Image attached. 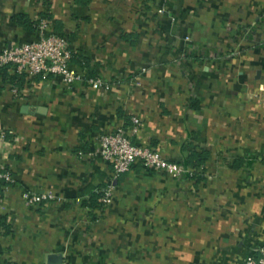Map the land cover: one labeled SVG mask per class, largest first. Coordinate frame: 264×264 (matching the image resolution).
Here are the masks:
<instances>
[{
  "label": "crops",
  "instance_id": "obj_1",
  "mask_svg": "<svg viewBox=\"0 0 264 264\" xmlns=\"http://www.w3.org/2000/svg\"><path fill=\"white\" fill-rule=\"evenodd\" d=\"M0 0V50L47 32L72 68L0 66V264H243L264 246V0ZM21 16H24L21 18ZM137 117L139 126L133 121ZM123 127L183 163L114 178L100 136ZM198 173L200 179L191 177ZM113 182L93 216L84 201ZM26 192L54 199L33 206Z\"/></svg>",
  "mask_w": 264,
  "mask_h": 264
},
{
  "label": "built area",
  "instance_id": "obj_2",
  "mask_svg": "<svg viewBox=\"0 0 264 264\" xmlns=\"http://www.w3.org/2000/svg\"><path fill=\"white\" fill-rule=\"evenodd\" d=\"M162 1L164 5L159 10L161 13L165 11L167 0ZM47 27V20H42L39 24L38 38L2 48L0 50V66H13L19 74L28 72L33 75H58L64 84L88 81L98 88L108 87L100 77H88L85 71L79 72L72 68L73 52L68 38L57 33L47 32ZM133 121L136 126L141 123L137 117H134ZM99 144L98 152L111 164L114 178L128 172L136 161H140L148 169L164 172L176 179L189 172V168L183 163L169 160L149 144L133 143L123 127L102 134ZM2 178L12 180L8 171L0 170V179ZM114 190L113 182L102 189L100 213L105 212L112 205ZM24 197L26 203L33 206L54 199L50 192H26ZM243 264H264V246L259 248V255L248 254Z\"/></svg>",
  "mask_w": 264,
  "mask_h": 264
},
{
  "label": "trees",
  "instance_id": "obj_3",
  "mask_svg": "<svg viewBox=\"0 0 264 264\" xmlns=\"http://www.w3.org/2000/svg\"><path fill=\"white\" fill-rule=\"evenodd\" d=\"M24 16H21V18H23ZM25 19V17H24ZM207 159V156L198 153H194L190 156H188L186 158V161L184 162L185 166H190L193 168H198L199 166H201L204 161ZM200 179L198 173H194L193 176L191 177L192 179L196 178ZM106 185H103L99 188V190L95 193H93L90 198H88L87 200L84 201V205L86 207L89 208L91 214L93 216H97V218L99 217L98 215H100V210L102 207V203L100 201V197L102 195V189L105 187Z\"/></svg>",
  "mask_w": 264,
  "mask_h": 264
},
{
  "label": "water",
  "instance_id": "obj_4",
  "mask_svg": "<svg viewBox=\"0 0 264 264\" xmlns=\"http://www.w3.org/2000/svg\"><path fill=\"white\" fill-rule=\"evenodd\" d=\"M64 256L62 253H52L48 255L47 264H63Z\"/></svg>",
  "mask_w": 264,
  "mask_h": 264
}]
</instances>
